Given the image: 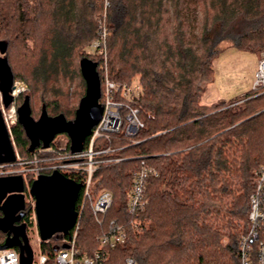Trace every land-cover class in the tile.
<instances>
[{
  "label": "trees",
  "instance_id": "1",
  "mask_svg": "<svg viewBox=\"0 0 264 264\" xmlns=\"http://www.w3.org/2000/svg\"><path fill=\"white\" fill-rule=\"evenodd\" d=\"M109 1V76L119 84H140L141 94L130 106L139 109L144 127L129 137V111L124 110L122 130L96 143V151H112L99 160L122 161L104 163L94 173L93 194L110 192L113 206L102 225L85 208L77 246L82 251L95 248L97 238L116 221L128 236L113 252L121 263L133 257L138 264H240L250 197L264 162V94L252 90L216 107L203 105L202 99L215 81L214 61L225 51L221 44L264 53V0ZM104 14V0H0V41L8 43L15 80L29 85L20 101L30 96L32 107L33 93L47 91L60 74L79 78L85 87L84 59L99 64L104 91L103 57L83 53L100 36ZM32 40L40 57L24 67ZM84 96L85 89L80 101ZM58 99L44 100L42 112L73 121L78 109L70 114ZM14 136L20 156L30 160L31 142L20 124ZM144 166L155 171L147 203L130 215L128 194ZM67 176L83 185L87 179L86 173ZM27 180L31 185L34 177ZM82 195L83 190L78 209ZM23 220L27 228L35 224L32 204L27 203ZM5 240L3 236L0 243ZM41 246L53 254L63 247V237Z\"/></svg>",
  "mask_w": 264,
  "mask_h": 264
},
{
  "label": "built area",
  "instance_id": "2",
  "mask_svg": "<svg viewBox=\"0 0 264 264\" xmlns=\"http://www.w3.org/2000/svg\"><path fill=\"white\" fill-rule=\"evenodd\" d=\"M105 1V14L100 22L99 37L94 41L92 47L94 54L103 57L101 71L104 74V91L102 90V98L104 113L102 120L92 131V135L88 138L89 145L83 152L74 154L71 152V143L69 138L63 136V145L57 144L59 136L54 144L48 149H37L32 153V158L27 161L20 156L15 142L14 128L19 124L17 99L27 91V86L23 82L15 81V91L12 96L14 102L6 108L3 97L0 94V110L10 137L15 145L17 152V160L11 164L0 165V177L22 175L25 177L26 190L29 191L31 185L27 180L29 175L37 179L43 172L59 171L62 174H79L86 173L87 179L83 185L82 200L78 210V221L71 231V236L63 237V247L54 250L53 254H43L40 256L37 264H138L133 257L126 258L122 263L116 260L113 252L120 246L128 242V236L123 226L113 221L108 232L97 238L95 248L82 251L77 246V240L81 228V219L84 215L86 207L90 208L97 224L102 225L105 218L113 206V195L108 191H103L99 195L93 194L95 182L93 176L100 165L104 163H119L122 159L99 160L98 157L107 154L110 151H96V143L100 139L111 140L116 133H119L123 125L124 110H128L126 134L130 137L135 136L144 123L139 119V109L132 108L130 103L135 97L141 94L140 84L131 86L114 82L109 76L107 39L109 29L107 26V9L110 7V1ZM258 61V68L254 77V91H261L264 94V53L261 54ZM18 84L24 85V90L16 94ZM70 143V147H69ZM155 171L148 167H143L135 176L134 183L130 193L128 194L127 210L130 215H136L142 211L147 203L146 192L148 189L149 179ZM68 177V176H67ZM70 178V177H69ZM255 190L250 197L248 228L242 236L239 245L240 264H264V162L255 177ZM82 192V191H81ZM80 199V198H79ZM79 202V201H78ZM33 217L36 221L34 211L35 201L32 202ZM36 221V225H37ZM52 240L46 242L49 243ZM42 244V243H41ZM0 264H21L20 249L10 248L0 251ZM35 264V261H33Z\"/></svg>",
  "mask_w": 264,
  "mask_h": 264
},
{
  "label": "water",
  "instance_id": "3",
  "mask_svg": "<svg viewBox=\"0 0 264 264\" xmlns=\"http://www.w3.org/2000/svg\"><path fill=\"white\" fill-rule=\"evenodd\" d=\"M8 43L0 41V94L8 108L13 102L15 77L7 58ZM96 62L84 59L81 72L86 81V94L80 101L76 117L72 121L66 116H50L46 109L38 120L32 113L31 98L26 96L18 108L19 124L24 128L31 142L29 151L50 148L56 138L68 135L71 152L85 151L87 139L93 129L101 123L104 106L101 104L102 81ZM17 152L0 110V165L16 162ZM22 175L0 177V232L7 234L5 242L0 243V251L10 248L20 249L21 264H33V254L28 249L25 224L17 225L26 217V184ZM83 184L70 179L59 171L42 174L33 181L29 189L35 201L37 227L41 243H46L56 236H71V231L78 221L77 204Z\"/></svg>",
  "mask_w": 264,
  "mask_h": 264
},
{
  "label": "rangeland",
  "instance_id": "4",
  "mask_svg": "<svg viewBox=\"0 0 264 264\" xmlns=\"http://www.w3.org/2000/svg\"><path fill=\"white\" fill-rule=\"evenodd\" d=\"M93 43L94 42H91L87 45L83 53L95 55L92 47ZM28 47H30V55L28 59H26L24 67L26 64L34 63L35 59L40 57V54L38 53L40 48L37 47L36 41H30ZM220 48L225 49V51L214 61L215 81L209 86L208 91L202 99V104L205 106L216 107L220 106L223 102L228 103L247 96V94L253 90L254 77L258 68V58L262 56V53L256 54L240 51L231 46L230 42L221 44ZM15 61L16 66L21 65V60L15 59ZM15 81L23 82L27 86L26 93L22 94L17 99V107L19 108L20 105L23 104V100L20 101V98H24V96L29 93V85L25 81ZM135 84L138 83L136 82ZM84 89L86 94V81L84 87L79 78H67L60 74L59 81L52 83L47 91L36 90L37 92L33 93L32 108L34 111V117L37 120L40 118L42 114V102H44V100L50 102L58 97L60 98L58 99V102L66 104L65 107L68 109V112L72 114L75 109L77 110L80 108V95ZM51 90H54V92ZM50 91L52 93H50ZM44 96L46 99H43ZM57 142V144L63 145V136L60 137ZM17 150L19 152L18 148ZM32 202V198L27 200V203L29 204H32ZM2 237L3 236L0 235V238ZM26 237L28 249L33 254L35 264H37L40 256L43 254V250L41 246V237L36 223L27 228ZM88 248L90 249L92 246H89Z\"/></svg>",
  "mask_w": 264,
  "mask_h": 264
},
{
  "label": "flooded vegetation",
  "instance_id": "5",
  "mask_svg": "<svg viewBox=\"0 0 264 264\" xmlns=\"http://www.w3.org/2000/svg\"><path fill=\"white\" fill-rule=\"evenodd\" d=\"M61 136H66V135H61ZM58 137H59V136H58ZM58 137H57V138H58ZM67 137H68V135H67ZM57 138H56V139H57ZM25 194H26V202H27V200H28V199H27V192H25ZM30 197H31V196H30ZM31 198H32V197H31ZM32 199H33V198H32ZM33 201H34V199H33ZM3 216H4L3 213L0 211V218L3 217ZM20 224H22V222H21V223H17V225H20ZM1 233H2V232H1ZM2 235L5 236V237H7V234L2 233Z\"/></svg>",
  "mask_w": 264,
  "mask_h": 264
},
{
  "label": "bare ground",
  "instance_id": "6",
  "mask_svg": "<svg viewBox=\"0 0 264 264\" xmlns=\"http://www.w3.org/2000/svg\"><path fill=\"white\" fill-rule=\"evenodd\" d=\"M24 90V85L23 84H18L17 89H16V94H19Z\"/></svg>",
  "mask_w": 264,
  "mask_h": 264
},
{
  "label": "crops",
  "instance_id": "7",
  "mask_svg": "<svg viewBox=\"0 0 264 264\" xmlns=\"http://www.w3.org/2000/svg\"><path fill=\"white\" fill-rule=\"evenodd\" d=\"M258 61H259V58H258Z\"/></svg>",
  "mask_w": 264,
  "mask_h": 264
}]
</instances>
